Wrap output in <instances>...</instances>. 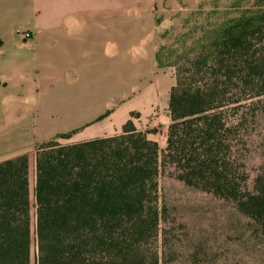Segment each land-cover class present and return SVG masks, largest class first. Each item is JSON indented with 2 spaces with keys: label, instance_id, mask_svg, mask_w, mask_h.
Segmentation results:
<instances>
[{
  "label": "trees",
  "instance_id": "trees-1",
  "mask_svg": "<svg viewBox=\"0 0 264 264\" xmlns=\"http://www.w3.org/2000/svg\"><path fill=\"white\" fill-rule=\"evenodd\" d=\"M194 31L191 46L183 39L155 55L177 78L162 161L158 143L130 119L113 137L60 143L73 131L40 144L33 191L27 154L0 163V264H32L34 242L35 264H171L158 204L163 165L236 203L264 238V169L250 190L241 147L244 110L264 115V8Z\"/></svg>",
  "mask_w": 264,
  "mask_h": 264
},
{
  "label": "rangeland",
  "instance_id": "rangeland-1",
  "mask_svg": "<svg viewBox=\"0 0 264 264\" xmlns=\"http://www.w3.org/2000/svg\"><path fill=\"white\" fill-rule=\"evenodd\" d=\"M259 8H264V0H0V90L12 99L6 104L5 115L0 117V163L27 154L33 191L36 148L56 136L47 139L43 131H36L37 113L30 110L28 117L24 111L17 97V77L23 72V65L30 72L36 56L43 72L48 71L46 66L50 64L64 75L67 16L96 10L101 21L108 25L111 21L116 24L118 15V24L142 27L144 40L154 36L152 48L157 42L159 50L161 47L178 49L183 39L189 47L201 35L194 31L195 27L221 23L238 16L244 9ZM150 21L156 29H149ZM17 31L28 32L31 38H24ZM41 41L48 45L37 49ZM137 66L135 103L143 101L139 84L142 70ZM130 72L129 69V75ZM34 73V83H37L39 70ZM150 75V107L143 114L133 112L136 116L131 119L139 131L148 133V138L158 143L162 161L171 124L169 102L177 83L176 68L152 64ZM63 81L64 77L61 89ZM161 89H165V96L159 95ZM244 111L248 121L241 147L251 190L258 171L264 169V115L256 112L253 118V111L249 108ZM21 121H26L27 126L21 127ZM60 143L71 144L69 139H61ZM158 183V204L165 212L162 227L167 230L169 240L164 251L167 257L175 258L171 264H190L192 257L203 255L213 261L223 257L228 264H264V238L256 235L257 227L239 212L236 203L187 186L177 179L175 168L170 165L161 167ZM35 253L34 242L32 264H35Z\"/></svg>",
  "mask_w": 264,
  "mask_h": 264
},
{
  "label": "crops",
  "instance_id": "crops-1",
  "mask_svg": "<svg viewBox=\"0 0 264 264\" xmlns=\"http://www.w3.org/2000/svg\"><path fill=\"white\" fill-rule=\"evenodd\" d=\"M116 19V24L113 21L104 24L96 10L66 17L63 76L50 64L46 66L48 71L43 72V67L37 65V56L30 72L23 65V72L17 77V97L27 116L30 110L36 111V131H43L47 139L73 131L76 133L69 139L71 144L120 135L133 112L143 114L150 107V68L152 64L156 65L157 42L152 48L154 36L144 40L142 27L120 25L118 15ZM148 27L154 29L155 25L150 21ZM46 45L48 42L41 41L37 49L46 48ZM136 64L142 70L139 84L143 101L135 103ZM36 69L39 74L37 83H34ZM62 77L64 87L61 89ZM161 94L165 96V89H161ZM6 95L0 90V112H3L0 117L5 115L7 102L12 101ZM24 126L27 122L21 121V127ZM192 258L191 264H228L223 257L214 261L207 255Z\"/></svg>",
  "mask_w": 264,
  "mask_h": 264
},
{
  "label": "built area",
  "instance_id": "built-area-1",
  "mask_svg": "<svg viewBox=\"0 0 264 264\" xmlns=\"http://www.w3.org/2000/svg\"><path fill=\"white\" fill-rule=\"evenodd\" d=\"M17 34L21 35V36H23L24 38H27V39L31 38V34L28 33V32L17 31Z\"/></svg>",
  "mask_w": 264,
  "mask_h": 264
}]
</instances>
